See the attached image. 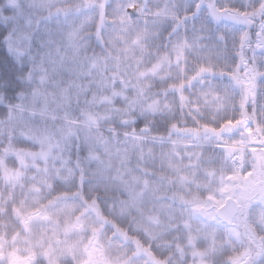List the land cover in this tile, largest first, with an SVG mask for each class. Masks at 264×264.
Listing matches in <instances>:
<instances>
[{
    "label": "clouds",
    "instance_id": "obj_1",
    "mask_svg": "<svg viewBox=\"0 0 264 264\" xmlns=\"http://www.w3.org/2000/svg\"><path fill=\"white\" fill-rule=\"evenodd\" d=\"M0 264H264V0H0Z\"/></svg>",
    "mask_w": 264,
    "mask_h": 264
}]
</instances>
